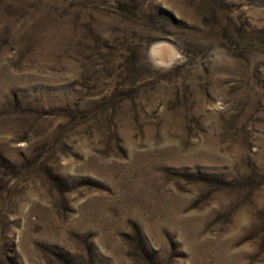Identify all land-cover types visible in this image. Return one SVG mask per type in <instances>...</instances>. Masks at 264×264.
<instances>
[{
  "label": "rangeland",
  "instance_id": "1",
  "mask_svg": "<svg viewBox=\"0 0 264 264\" xmlns=\"http://www.w3.org/2000/svg\"><path fill=\"white\" fill-rule=\"evenodd\" d=\"M0 264H264V0H0Z\"/></svg>",
  "mask_w": 264,
  "mask_h": 264
},
{
  "label": "bare ground",
  "instance_id": "2",
  "mask_svg": "<svg viewBox=\"0 0 264 264\" xmlns=\"http://www.w3.org/2000/svg\"><path fill=\"white\" fill-rule=\"evenodd\" d=\"M167 48V47H166ZM171 51V50H170ZM162 52L163 53V57L165 58L166 56H169L167 55V51L164 50V49H158V53ZM170 57V56H169Z\"/></svg>",
  "mask_w": 264,
  "mask_h": 264
}]
</instances>
